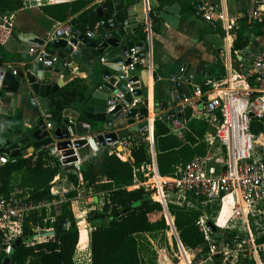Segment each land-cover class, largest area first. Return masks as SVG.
Masks as SVG:
<instances>
[{
	"label": "built area",
	"instance_id": "obj_1",
	"mask_svg": "<svg viewBox=\"0 0 264 264\" xmlns=\"http://www.w3.org/2000/svg\"><path fill=\"white\" fill-rule=\"evenodd\" d=\"M202 2L203 6H198L199 14H202L207 22L221 23L227 34L232 33L235 22L230 16L217 6L206 3L205 0ZM251 19L254 22L264 23V0H255ZM0 22L5 25L10 23L9 18L1 14ZM73 28L72 21L58 24L45 40V45L65 41L69 46L74 47L72 42L77 36ZM101 30L102 25L98 24L95 29L86 33V37L97 41ZM74 51L78 52L77 47H74ZM139 53L140 47H135L126 53L127 60L133 61L130 66H125L124 63L120 65L122 73L126 76L138 63L146 64L145 60L136 58ZM31 54L34 63L42 68H52L59 62V58L49 54L45 46H32ZM101 63L102 65L106 63L104 58L101 59ZM0 65L12 68L11 65L4 63L1 51ZM186 71V68H183L180 72L184 75ZM127 79L131 80L130 77ZM187 82L191 84L189 80ZM131 85L133 83L128 87L130 93H133L134 89L130 88ZM205 87L207 90L201 85L193 86L191 96L184 95L182 102L163 117L169 124L171 133L181 135L185 123L178 114L192 107L197 114L195 115L197 120L207 123L211 129L210 134L207 135L209 146L206 154L179 166L175 176L169 179L160 174L153 162L135 167L133 185L129 190L144 189L151 201L163 207L168 225L171 220L169 207L172 205L202 209L204 214L198 225L209 251L206 257L195 258L191 264L218 262L239 264L241 259L247 260L250 264H264V46L245 73L238 74L237 78L231 77L220 82L209 80ZM123 98L122 93H116L109 98L108 114L114 113L119 105H123ZM144 101L142 104L145 109L148 105H145ZM138 103L134 100L131 106L123 105L125 114L138 109ZM143 108L138 109L139 112L134 119L136 122L143 120L144 116L140 112ZM153 113L154 110L151 115H154ZM149 121L152 126L155 118L151 117ZM74 125L75 122L71 121L70 126L67 127L70 134L68 141L72 144L69 150L74 152L73 156L67 157L66 151L58 149L56 137L54 144L46 150H49L51 158L50 167L59 166L63 170L71 167L80 177H82L80 170L84 160L93 158L105 149L121 159L122 154L119 149H133L138 146L144 142V135L150 130V127H145L141 131V137L126 136L117 142L107 139L104 141L106 146L98 142L94 145L90 143L96 141L102 134L86 137L87 147L92 148L95 155L83 157L82 149L76 143L84 138L77 136ZM57 127L56 123L48 124L49 131ZM83 127L91 129L88 123H83ZM73 157L78 160L67 163L68 159ZM132 162H134L133 158ZM17 163L18 159L5 156L0 158V168ZM58 182L51 184L53 185L51 193L55 197L62 195L56 190ZM30 197L28 189L22 188H15L9 197H0V228L5 233L3 244L8 256L15 242L23 238V228L28 219H31L34 213H39V218L42 217L45 210L47 213L45 224L49 221L53 224L55 219L52 217L51 207L63 201L61 198L52 204H35L30 201ZM157 197L161 199L157 200ZM209 224H212L218 232L214 233ZM36 233L39 236L52 233V226L38 228Z\"/></svg>",
	"mask_w": 264,
	"mask_h": 264
},
{
	"label": "trees",
	"instance_id": "obj_2",
	"mask_svg": "<svg viewBox=\"0 0 264 264\" xmlns=\"http://www.w3.org/2000/svg\"><path fill=\"white\" fill-rule=\"evenodd\" d=\"M95 2L96 0H79L44 7L41 11L44 19L47 17L58 23L72 21L80 33L86 34L101 24L97 14L100 6L95 5ZM158 2L161 6H172L183 1L158 0ZM108 3L110 7L105 12L110 17L113 15V1L110 0ZM24 6L25 0H0V14L3 17L13 15L22 11ZM151 18L155 26L159 21L158 10L152 11ZM42 19L43 16L35 15L29 18L27 23L22 18L13 26V30L37 34L38 25L35 23L43 22ZM263 25L264 23L258 24L259 27ZM11 35H15L14 32L7 30L5 24L1 23L0 43H4ZM137 37L141 43L145 42L146 30H140ZM245 46L244 37L239 35L234 52ZM94 68L99 73H103L101 64L95 65ZM70 70L66 74V82L63 83L62 90L52 102L50 122L56 123L58 127H63L64 111L83 106L88 100L90 88L94 86L90 79L75 76L73 69ZM201 86L207 90L205 85ZM178 116L186 124L181 138L171 133L170 126L164 117H159L155 122L159 171L168 179L175 176L179 166L188 164L196 157L204 156L209 146L207 135L210 134V127L207 123L193 118L191 109H185ZM21 118V115L8 117L4 134L11 133L8 127L14 128L16 121ZM82 120L85 119L82 118ZM92 126L95 125L92 124ZM20 133L21 130H14V134ZM132 157L134 162L123 161L109 150H102L82 163L80 170L82 181H80L78 176L64 171L59 166L50 167L49 150L39 151L30 157L19 158L17 164H8L0 168V197L11 195L16 186L14 175L23 173L19 187L30 190V201L35 204H52L60 200L51 193L52 182L59 174L67 175L76 187L82 183L87 190L108 196L103 211H93L88 215V222L91 225L95 221H101L100 224L92 226L94 229L91 233L92 264H142L136 236L167 230L168 224L163 207L151 201L144 189L129 190L134 181V168L150 163L149 146L144 142L135 146L132 149ZM77 198L78 194L72 192L62 203L57 206L52 205V217L55 219L53 224L51 221L45 224L47 218L45 210L40 218L39 213H34L24 225V243L12 257L11 264H27L28 262L31 264H75L74 256L80 234L72 210V202ZM170 213L175 218L176 229L183 246L192 250L197 258L205 257L209 248L198 225L203 216L202 209L172 205ZM81 220H83L82 226L85 222L84 219ZM51 226L53 233L51 236H39L36 233L38 228H51ZM88 235V229L81 228L78 255L87 249ZM3 239H5V233L0 228V264H4L8 257Z\"/></svg>",
	"mask_w": 264,
	"mask_h": 264
},
{
	"label": "crops",
	"instance_id": "obj_3",
	"mask_svg": "<svg viewBox=\"0 0 264 264\" xmlns=\"http://www.w3.org/2000/svg\"><path fill=\"white\" fill-rule=\"evenodd\" d=\"M75 1L79 0H25V6L22 11L7 16L9 18V24L12 26V30L10 31H13V26L18 22V20L23 18L25 19V22L28 23V19L32 16L41 15L43 16V22L39 21L37 24L35 23V25H38L37 34H28H34L38 37L47 39L60 23L54 22L47 17L44 19L41 9L52 5L71 3ZM108 1L110 0H96L95 5L101 7ZM112 1L113 3L120 2V0ZM126 1L129 5H132L140 2L141 0ZM153 1L156 5H159L158 0ZM182 1V3H178L181 6V17L179 27L176 29L160 19L154 26L151 18V11L153 10H151L150 7V0H143L144 13L146 16L144 29L146 30L147 36L146 41L143 43L146 45L149 75L147 79L144 74L139 76L138 83L148 82V89H144V93L148 92V98L144 101L145 105H148V108L146 106L145 109L143 108L140 111L142 114L143 111H146L147 116L143 117V120L141 121H135V124L132 126L127 124L125 129L131 130L128 136L141 137V131L145 127H150L149 133H145L144 135V143L149 146L151 159L150 163L153 162L157 166L158 170L159 166L155 140V123L150 126L149 119L153 117L156 122V119L159 118L158 115L163 117L182 102L180 94L176 92V89L170 90L172 93V100L170 101H168L163 93H161L160 96L158 95V89H163V87L167 84L164 83L163 80L168 79V74L173 71L176 72H174L171 76L172 81L182 83L184 86V95L186 97H190L193 91V88L192 90L189 89L190 86L205 85L209 80L220 82L231 77L233 79L237 78L238 74L245 73L257 53L264 46V25L262 27L258 26V24L263 22H254L251 19V13L255 7V0H205L206 3L217 6L226 15L230 16L232 21L235 22V28L230 34H227L224 31L221 23L212 24L207 22L203 18L202 14H199L198 3L203 0ZM138 32L139 31L129 37V42L141 43L137 37ZM21 33L26 34L24 32ZM239 35L244 37V43H246V46L245 48L234 52V46ZM31 48V45L21 42L16 35H11L4 43H0V51L4 57V63L11 66L20 65L26 69H42L40 65L34 63ZM99 63H101V59L99 60L95 58L92 62L84 65H78L75 63L71 66L65 65L60 75L61 86L66 82V74L71 71V68L73 69V75L90 79L93 82V85L103 82L102 74L94 68V66ZM185 67L189 69L188 76L181 78L180 71ZM155 71L158 72L160 77L158 82H154L153 74ZM188 80L192 85L188 84ZM92 87L90 88L88 94L91 93ZM174 94L179 98L177 103L173 100ZM163 102H166V109H164L165 104ZM187 109H191L193 113L192 117L197 119L195 117V115H197L195 110L192 107ZM82 110V106L78 109H73L74 112L78 113ZM153 110L154 115H151ZM16 115H21L22 117L21 120H18V122L15 123L14 126V129L18 130H22L23 126L31 124L36 118V115L29 111L17 110L15 116ZM40 115H42V112H40ZM39 118H43V116H39ZM184 128L186 129V124H184ZM184 130L182 131V134ZM117 131L118 130L115 132ZM182 134L175 136L181 138ZM29 151H31V149ZM119 152L122 154L121 159L123 161L132 162V148H120ZM34 154L31 153L29 157ZM81 154L83 157H88L92 154L95 155V151L90 147H86L81 150ZM64 171L71 172L76 175L73 168L70 170L69 167ZM22 175L23 173H17L14 175L16 183L15 188H20L19 185L22 181ZM78 177L80 178V181H82V177ZM56 182H58L56 190L62 194L60 197L56 196V198H62V200H64L66 199V196L72 192H76L78 194L77 200L72 202V210L76 218L80 234L79 243L74 256V262L75 264H92L91 233L94 229L88 222V215L93 211H103L104 208H102V205L104 204L103 207L105 206L108 196L106 194H95L93 199L96 200L97 204L91 209H86V206L90 205L92 200L85 194L87 192H92L93 190H87L84 188L82 183L76 187L67 175H57L52 183ZM82 195L85 196L82 197ZM76 211L79 212L77 213ZM170 216L171 220L167 230L139 234L136 236L142 264H169V262H172V264H191L193 259L197 258L192 250L186 249L181 243L175 225V218L172 214ZM82 218L87 225L89 235L87 249H85L81 255H78V249L81 242L80 226L83 221L81 220ZM172 253H174V256H172ZM243 263L250 264L247 260L241 259L239 264ZM217 264H221V262H218Z\"/></svg>",
	"mask_w": 264,
	"mask_h": 264
},
{
	"label": "water",
	"instance_id": "obj_4",
	"mask_svg": "<svg viewBox=\"0 0 264 264\" xmlns=\"http://www.w3.org/2000/svg\"><path fill=\"white\" fill-rule=\"evenodd\" d=\"M203 4L200 1L198 6L202 7ZM109 7L110 3L107 2L97 9V14L101 19L102 25L98 39L100 42L88 39L86 34L80 33L74 25L73 31L76 33L77 39L72 44L78 49L76 53L74 47L69 46L65 41L45 45V39L34 34H23L17 30H13L21 42L31 46H45L49 54L56 55L59 58V62L52 68L42 69H26L20 65L8 68L7 66L0 65V158L2 156L11 159L29 157L31 153L34 154L46 150L53 145L55 137L58 142V149L66 151L65 156L67 157L73 156L74 152L69 150L72 144L68 141L70 134L67 130L71 121L75 122L73 128L77 136L84 138L82 141L76 143L81 149L88 146L86 137L95 134L102 135L96 141H91L90 143L94 145L98 142L103 146H106L104 141L107 139L117 142L128 136L131 130L125 129L127 124L130 126L135 124L134 119L139 112L138 109L143 108L142 101L148 98V92L144 93V89H148V82L138 83L139 76L144 74L147 79L149 75L146 45L144 43L129 42L131 35L145 28L146 16L143 0L132 5H129L126 0L113 3V15L110 17L105 12ZM150 7L153 11L158 10V18L160 20L173 28L177 29L179 27L181 17V6L179 4L161 6L156 5L153 0H150ZM5 28L12 30L10 24H6ZM135 47H140V53L136 58L145 60L146 64L142 65L138 63L134 70L128 71V75L126 76L122 73L120 65L123 63L125 66L133 64L132 60H127L126 53ZM95 58L99 60L104 58L106 62L104 65H101L103 69V82L95 84L92 87V91L89 94L88 100L82 106L83 110L81 112H74L73 109L65 110L63 113V127H57L55 130L49 131L48 124L50 123L49 118L52 114V102L62 87L60 83L62 69L65 65L71 66L73 63L78 65L88 64ZM185 68L187 71L184 75L181 74V78L188 76L189 69ZM174 72L168 74V79L163 78V82L167 83L169 88L176 89V92L180 94L183 100L184 86L182 83L172 81L171 76ZM127 77H130L131 80H128ZM153 77L154 82L160 80L157 71L154 72ZM130 83H133L130 88L136 90L133 93H130L128 87ZM192 88V86L189 87L190 90ZM116 93L124 95V106H131L134 100L139 102L137 105L138 109H133L129 114H125L124 106L119 105L114 113L108 114L109 98ZM173 100L177 103L179 98L174 94ZM163 103L165 104L164 109H166V102ZM17 110L34 113L36 118L31 124L23 126L20 134H14L15 127H8L11 133L4 134L6 119L8 117H17V115L15 116ZM40 112H42V115H40ZM39 116H43V118H39ZM143 116H147L146 111H143ZM82 118L91 125L90 130L83 127V123L86 121L82 120ZM91 123L95 126L93 127ZM116 130L118 131L115 132ZM30 149L31 151H29ZM77 160L76 157H73L68 159L67 163H74ZM100 223L101 221L98 220L92 223L91 226H96ZM209 226L214 233L217 232V229L212 224H209ZM51 235L53 233H47L42 236L47 237ZM23 243V238L15 242L4 264L12 263V257Z\"/></svg>",
	"mask_w": 264,
	"mask_h": 264
},
{
	"label": "rangeland",
	"instance_id": "obj_5",
	"mask_svg": "<svg viewBox=\"0 0 264 264\" xmlns=\"http://www.w3.org/2000/svg\"><path fill=\"white\" fill-rule=\"evenodd\" d=\"M170 90H171V88H169V85L168 84H166L165 85V87H163V89L162 88H159L158 89V91H157V93H158V95L160 96V94L161 93H163L164 94V96L168 99V101H170V100H172V93L170 92ZM212 134H214L213 133V131H212ZM213 136V135H212ZM91 193V194H90ZM85 195H87V197L89 196V198H91V202H90V205H87L86 206V209H91V208H93L96 204H97V202H96V200H94L93 198L95 197V193H94V191H92V192H87ZM85 195H82V197L83 196H85ZM94 196V197H93ZM104 202V201H103ZM104 205V204H103ZM103 205H102V208H104L103 207ZM84 217V216H83ZM83 219V218H82ZM172 256H174V253H172ZM178 263H179V261H178Z\"/></svg>",
	"mask_w": 264,
	"mask_h": 264
},
{
	"label": "bare ground",
	"instance_id": "obj_6",
	"mask_svg": "<svg viewBox=\"0 0 264 264\" xmlns=\"http://www.w3.org/2000/svg\"><path fill=\"white\" fill-rule=\"evenodd\" d=\"M156 199L159 200V199H161V198L157 197ZM76 212L78 213L79 211H76ZM81 228H82V229H88V228H87V225H86L85 223L81 226Z\"/></svg>",
	"mask_w": 264,
	"mask_h": 264
}]
</instances>
